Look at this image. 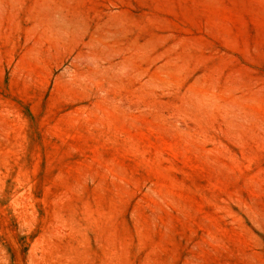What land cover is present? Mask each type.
<instances>
[{
	"label": "rangeland",
	"instance_id": "rangeland-1",
	"mask_svg": "<svg viewBox=\"0 0 264 264\" xmlns=\"http://www.w3.org/2000/svg\"><path fill=\"white\" fill-rule=\"evenodd\" d=\"M0 264H264V0H0Z\"/></svg>",
	"mask_w": 264,
	"mask_h": 264
}]
</instances>
